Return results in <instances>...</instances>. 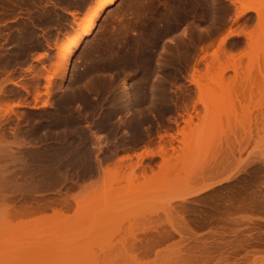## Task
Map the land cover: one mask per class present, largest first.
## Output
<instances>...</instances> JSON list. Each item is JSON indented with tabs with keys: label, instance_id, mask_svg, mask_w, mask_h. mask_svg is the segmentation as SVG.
Listing matches in <instances>:
<instances>
[{
	"label": "rangeland",
	"instance_id": "rangeland-1",
	"mask_svg": "<svg viewBox=\"0 0 264 264\" xmlns=\"http://www.w3.org/2000/svg\"><path fill=\"white\" fill-rule=\"evenodd\" d=\"M96 3L0 0V264H264V0H117L63 67Z\"/></svg>",
	"mask_w": 264,
	"mask_h": 264
},
{
	"label": "bare ground",
	"instance_id": "bare-ground-1",
	"mask_svg": "<svg viewBox=\"0 0 264 264\" xmlns=\"http://www.w3.org/2000/svg\"><path fill=\"white\" fill-rule=\"evenodd\" d=\"M116 1L117 0H97L96 5L94 6V8L92 9V11L89 14H87L84 17L78 18V20L76 21V25H77V29H78L76 31L77 33L75 32L76 34L74 36H72V38H69L68 41L66 40L67 42L64 44V47H62V49H61L62 51L60 53V58H61L60 65H61V63H62V66L64 64L66 65V64L70 63V60L73 57L75 50L83 43L84 40H85V42L87 41L86 40L87 37H89L92 33L96 32V31L94 32V30L96 28L97 21L99 20V18L102 16V14L111 5L116 3ZM248 10H253V9L251 7H244V9H243V11H248ZM50 77H52V76H50ZM124 83H123V85H124Z\"/></svg>",
	"mask_w": 264,
	"mask_h": 264
}]
</instances>
